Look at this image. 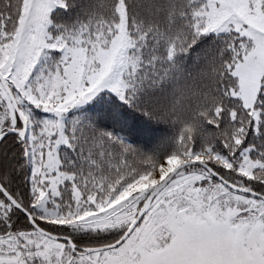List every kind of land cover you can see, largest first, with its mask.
Segmentation results:
<instances>
[{
  "label": "snow or ice",
  "instance_id": "obj_1",
  "mask_svg": "<svg viewBox=\"0 0 264 264\" xmlns=\"http://www.w3.org/2000/svg\"><path fill=\"white\" fill-rule=\"evenodd\" d=\"M0 264H264V0H0Z\"/></svg>",
  "mask_w": 264,
  "mask_h": 264
}]
</instances>
